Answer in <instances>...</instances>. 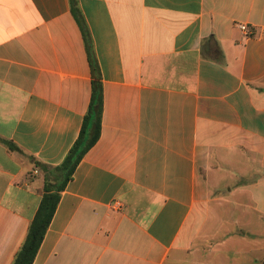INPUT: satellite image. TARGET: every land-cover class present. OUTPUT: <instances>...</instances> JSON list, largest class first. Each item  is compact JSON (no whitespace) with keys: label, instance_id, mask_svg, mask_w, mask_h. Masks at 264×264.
<instances>
[{"label":"crops","instance_id":"0c3cea01","mask_svg":"<svg viewBox=\"0 0 264 264\" xmlns=\"http://www.w3.org/2000/svg\"><path fill=\"white\" fill-rule=\"evenodd\" d=\"M78 2L101 135L33 264H264V0ZM91 95L70 0H0V264H14ZM208 236L216 250H191Z\"/></svg>","mask_w":264,"mask_h":264},{"label":"trees","instance_id":"16d2710c","mask_svg":"<svg viewBox=\"0 0 264 264\" xmlns=\"http://www.w3.org/2000/svg\"><path fill=\"white\" fill-rule=\"evenodd\" d=\"M71 13L76 18L81 29L92 74V95L88 112L84 117L81 132L66 155L64 161L55 168L51 177H45L43 197L37 213L32 220L27 237L21 249L15 257L14 264H33L36 255L42 245L47 230L51 224L61 193L72 180L76 168L100 139L102 129V117L104 111V92L101 73L96 59L94 44L89 27L84 19L78 0H70ZM10 151L24 152L11 141H3ZM40 167V164L37 163Z\"/></svg>","mask_w":264,"mask_h":264},{"label":"rangeland","instance_id":"374dc122","mask_svg":"<svg viewBox=\"0 0 264 264\" xmlns=\"http://www.w3.org/2000/svg\"><path fill=\"white\" fill-rule=\"evenodd\" d=\"M23 156V155H22ZM25 159H28L29 161H31L32 163L34 162V160H32L31 158H28L26 156H23ZM220 242V239H215V238H212L210 236H208L207 238V241L205 242V244L203 245H200V244H196L194 245V247L191 249V250H197L199 248H202L203 250H216L217 249V245L218 243ZM245 247H252V243H251V239L250 240H246L245 241ZM241 245L239 244H231L229 245V250H237L239 249Z\"/></svg>","mask_w":264,"mask_h":264},{"label":"built area","instance_id":"2783aa9c","mask_svg":"<svg viewBox=\"0 0 264 264\" xmlns=\"http://www.w3.org/2000/svg\"><path fill=\"white\" fill-rule=\"evenodd\" d=\"M240 28L244 32H247L248 31V26L247 25H241Z\"/></svg>","mask_w":264,"mask_h":264}]
</instances>
